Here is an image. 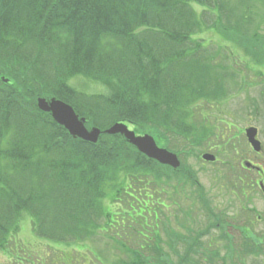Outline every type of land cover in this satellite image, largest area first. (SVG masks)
I'll use <instances>...</instances> for the list:
<instances>
[{"label": "trees", "instance_id": "obj_1", "mask_svg": "<svg viewBox=\"0 0 264 264\" xmlns=\"http://www.w3.org/2000/svg\"><path fill=\"white\" fill-rule=\"evenodd\" d=\"M191 1L207 2L0 0V71L13 81L9 87L0 80V246L22 210L35 214L46 237L84 238L106 213L105 188L120 167H139L136 174L156 168L119 137L97 145L73 139L35 98L57 96L78 109L90 103L102 126L123 119L177 132L183 118L176 113L185 87L191 90L187 76L195 77L181 72L191 35L208 22ZM196 62L202 82L193 90L200 92L210 72ZM73 75L113 82V90L84 97L67 84ZM119 187L135 198L131 184ZM114 220L110 230L122 223Z\"/></svg>", "mask_w": 264, "mask_h": 264}, {"label": "rangeland", "instance_id": "obj_2", "mask_svg": "<svg viewBox=\"0 0 264 264\" xmlns=\"http://www.w3.org/2000/svg\"><path fill=\"white\" fill-rule=\"evenodd\" d=\"M251 1L261 7V9L259 10L260 14L264 13V0ZM253 13H255L254 10ZM205 36H207L209 43L213 45L212 47L216 48L215 45L217 44V36L213 32L207 33ZM233 64L236 69L242 71H245L247 69L263 70L264 54L261 57L257 56L256 59L252 61H249L245 58L234 59ZM262 81L257 80V82L252 83L251 86L245 89V91H243L242 93H236V95L227 100L219 109H213L215 114H221L222 117H226V113H228V122L225 121L224 125L225 129H228L234 134H237L239 130L235 125V122H237V124L243 125L245 121H247V118L250 117V112H255L257 110L264 111V102L262 100V97L260 96V91L264 89V83ZM74 82L77 83V81ZM78 85L81 86L82 89L87 92H93L102 89V86H100L99 84H94V82H88L87 84L78 82ZM247 90L248 92H246ZM251 97L254 99V103L258 104L256 109L251 108V102H248ZM242 100H244V104L242 103ZM248 104L250 107H248ZM233 119L235 120V122ZM242 140L244 142V139L240 137L237 142L240 143V141ZM206 146L207 144L204 145V147ZM246 153H248V151H246ZM190 162L195 167L201 183L205 186L208 195L211 196V198L213 199L215 206L222 208V206L226 204L228 198L230 196H233L232 190L229 187L228 180L225 177L219 176L218 170H216L212 166H208V164H205L206 162H199L196 157L191 158ZM139 177L143 178L144 182H147L150 179L149 175L142 174L139 175ZM188 192H191V188L188 189ZM26 215H28V213H25L23 217H26ZM26 221L29 222V224L31 223L29 219H27ZM27 222L19 224V234L11 233L9 235V238L11 240L10 253L14 257L18 255H24V257L30 259H33L34 257H41L43 254L39 251V248L36 246V242L39 240V238L34 234L33 227L29 228V224ZM200 225V221L194 224L195 227H199ZM216 234H218V231L211 232V236H214ZM96 245L100 252L105 254L108 253L109 248L104 243L97 242ZM44 248L47 250L50 249L49 246L48 248ZM124 256V254H120V257ZM48 257L52 258L53 253H48ZM113 259L114 257H110L108 259L109 261H105V259L99 257V255L95 251H85L75 253L73 260L78 264H112L113 261L111 260ZM6 260L7 257H5V255L0 251V263H4Z\"/></svg>", "mask_w": 264, "mask_h": 264}, {"label": "water", "instance_id": "obj_3", "mask_svg": "<svg viewBox=\"0 0 264 264\" xmlns=\"http://www.w3.org/2000/svg\"><path fill=\"white\" fill-rule=\"evenodd\" d=\"M39 106L44 110L53 111L54 116L58 119V121L61 122L62 124H65L68 128L71 129L73 133H78V129L82 133H85L81 124L78 121L77 122L75 121V116L73 115V112H71V109L63 105L62 103L57 101H52V103L49 104L44 99H40ZM118 131L125 132L127 136L129 135L130 137H132V135L126 131V128L123 125L116 124L110 130V132H118ZM140 142H141L140 144L141 148L150 155H154L163 160L166 159L170 160L169 156L173 157L171 154L167 153L166 151L157 149L154 146V142L149 138L143 139L142 141L140 140Z\"/></svg>", "mask_w": 264, "mask_h": 264}]
</instances>
